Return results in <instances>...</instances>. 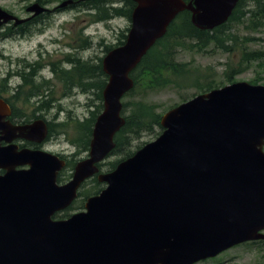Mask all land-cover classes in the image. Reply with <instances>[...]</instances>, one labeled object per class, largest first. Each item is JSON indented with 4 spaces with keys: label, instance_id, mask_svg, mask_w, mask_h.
I'll use <instances>...</instances> for the list:
<instances>
[{
    "label": "water",
    "instance_id": "1",
    "mask_svg": "<svg viewBox=\"0 0 264 264\" xmlns=\"http://www.w3.org/2000/svg\"><path fill=\"white\" fill-rule=\"evenodd\" d=\"M129 1L135 7L126 40L101 62L108 81L88 157L68 182H57L64 160L11 144H40L46 123L10 125L0 99V264H197L264 240L263 85L232 83L170 109L154 141L100 173L98 164L125 123L121 100L134 86L130 74L147 52L180 13L189 12L195 28L211 31L239 2ZM46 11L34 2L26 9L30 17L19 19L0 8V30ZM94 176L105 185L101 192L86 200L84 211L55 220Z\"/></svg>",
    "mask_w": 264,
    "mask_h": 264
},
{
    "label": "rangeland",
    "instance_id": "2",
    "mask_svg": "<svg viewBox=\"0 0 264 264\" xmlns=\"http://www.w3.org/2000/svg\"><path fill=\"white\" fill-rule=\"evenodd\" d=\"M54 1L41 0L44 3L42 6H46L49 11H52L53 6H47V3ZM33 3V0H0V8L19 19H25L30 16L26 9ZM89 13V11L84 10L82 5L79 9H66L60 15L50 14L38 23L27 26L24 36H18L17 33L12 34V32L8 33V31L1 32L0 53L4 58H0V83L7 77L10 87L17 85L20 80L15 78L13 74L22 71L28 63L38 62L39 53H41L42 59L45 58L54 67H58V61H61L66 55H70V52L85 60L92 58V63H96L97 59L104 55V46H114L120 34L127 33L130 22L116 18L108 22L94 24L91 22ZM229 34L234 38V41L230 43L232 47L230 53L214 49L213 46L201 53L178 50L177 60L196 68L202 81L206 78L214 79L216 84L220 86L219 88L236 82L264 86V59L253 62L243 61V54L252 52L264 54V27L252 30L246 23L245 25L233 26ZM87 41H91L92 45L86 50ZM77 45L81 47L79 53L70 48H76ZM44 52H48L49 55H45ZM73 56L76 57V55ZM231 67L235 70L241 68L242 71L233 75L232 83H229L224 75L225 71ZM54 93L57 104L55 103L46 115L45 112H42L45 120L49 122L50 126L52 125L51 133L54 134V137L52 135L51 139L48 138L43 149L55 155L65 154L69 157L68 162H78L87 157V153L82 150L79 151L70 142L73 139L71 130H69L68 135L58 134L59 128L56 125L77 120L83 121L89 118L90 113L95 111L96 102L91 94H84L79 89L65 91L61 84L54 90ZM194 94H197L194 89L187 91L163 89L150 92L145 97L140 95L134 98L124 97L122 103L143 98L145 102L155 106L157 113L163 115L171 107L178 104L181 97H191ZM29 105L32 109L35 107L34 102L29 103ZM26 113H30V111L26 110ZM153 140V135L142 133L139 138H131L130 146L125 149L124 153L133 152L142 144ZM121 157L123 156L118 154L110 155L104 163L114 162ZM106 169L107 167L103 168L102 171H106ZM69 173L71 172L65 171L64 174ZM92 184L88 180L80 188L82 197L75 201L74 209L81 205V200L87 192L92 194ZM74 213H76L74 210L68 211L70 215ZM58 215L60 216L62 213ZM197 264H264V243L257 241L241 244L228 249L213 259L204 260Z\"/></svg>",
    "mask_w": 264,
    "mask_h": 264
},
{
    "label": "trees",
    "instance_id": "3",
    "mask_svg": "<svg viewBox=\"0 0 264 264\" xmlns=\"http://www.w3.org/2000/svg\"><path fill=\"white\" fill-rule=\"evenodd\" d=\"M37 2L41 5L43 4L41 0H37ZM134 7L135 4L129 0H89L83 5L84 10L90 12L91 22L94 24L104 21L108 22L116 18L130 22ZM246 23L252 30L264 27V0H239L228 21L212 31H202L195 28L191 23L190 13L187 11L180 13L170 24L164 37L156 42L143 57L140 64L131 72L130 78L133 80L134 86L124 97L134 98L137 95L145 97L150 92L163 89H175L178 91L194 89L197 92L191 97H181L180 102L173 106L175 107L197 95L218 89L220 86L216 84L214 79L206 78V80L202 81L196 68L191 67L188 63L178 61L177 52L178 50H187L201 53L213 46L214 49L230 53L232 51L230 43L234 41V38L229 34V31L233 26L245 25ZM125 40L126 33H121L114 46H104L103 53L106 54L111 49L123 45ZM86 44L85 49L87 50L91 47L92 42L87 41ZM263 56L264 54L259 52L246 53L243 54V61H262L264 59ZM68 59L70 58L68 57ZM73 61H69L73 64L69 70H58L56 78L63 83L65 91L79 89L84 94H91L96 102L95 111L90 113V117L83 121L58 123L56 126L59 128L58 134L68 135L69 130H71L73 139L70 142L79 151L82 150L87 153L95 119L102 110V91L107 83V76L101 68L102 57L98 58L96 63H92V60L80 62L76 59ZM26 66L28 68L25 67L22 71L15 72L13 76L19 78L20 81L35 80L38 66L33 67L31 63ZM241 71V68L235 70L231 67L225 71L224 77L229 83H232V76ZM8 76H10V73H8ZM1 82H8V78L5 77ZM155 109L154 105L145 102L143 98L122 103L121 114L125 123L114 137L115 147L109 156L118 154L123 157L114 162L100 163L98 167L101 172L108 173L113 171L120 162L131 157L137 150L147 144H142L133 152L124 153L125 149L130 146L131 138H139L142 133H148L153 135V139H156L162 133L163 129L160 125L161 114L157 113ZM51 127L52 125L49 127L48 132V138L50 139L52 135L54 137V134L51 133ZM75 164V161L68 162L66 169L58 174V183L62 184L70 179ZM105 167H107L106 171H102ZM65 171H70L71 173L65 175ZM90 181L93 183L92 194L87 192L81 200L80 206L74 209L73 204L62 215H55L54 219L63 220L69 218L71 215L68 214V211H76L83 208V204L88 197L95 196L101 192L104 185H101L96 178H92ZM79 197H82L81 192L78 194ZM261 242L264 243V241Z\"/></svg>",
    "mask_w": 264,
    "mask_h": 264
},
{
    "label": "flooded vegetation",
    "instance_id": "4",
    "mask_svg": "<svg viewBox=\"0 0 264 264\" xmlns=\"http://www.w3.org/2000/svg\"><path fill=\"white\" fill-rule=\"evenodd\" d=\"M33 1L37 2V0H33ZM67 1H71V2L67 3L64 7H62V5ZM88 1L89 0H55L54 2H49L47 3V6H53L52 11L47 10L46 6H43L44 8H46L47 11L41 14L40 16L31 18L16 27L13 26L12 24L5 25L1 28L2 30H0V34L3 31H8V32L12 31L17 33L18 36H24L27 26L38 23L41 19L46 18V16L50 14L60 15L63 12H65L66 9H79L81 8L82 5H84ZM70 48L71 50H74L77 53L81 51V47L78 45L76 46V48L74 47H70ZM44 53L47 56L49 55L48 52H44ZM69 54L70 55H66L65 57H63L61 61H58L57 64L58 67H54L52 64H49V62L46 61L45 58L42 59L40 57L41 53H39L38 55L39 61L31 63L33 67L38 66L35 80L19 81L17 85H15L14 87L9 86L10 82L0 83V89L2 90L0 92V99L4 101V103L8 106L10 110V114L8 117L5 118V122H9V124L12 126H24L38 120L46 121L45 116H43L42 112H45L46 115L50 111L51 107H53L55 103L57 104V99H55L54 97L55 96L54 90L57 87H59V84L63 86V83L59 82L56 78L57 71L69 70L73 65L70 62H74L73 60L76 59H78L80 62L93 60L92 58L89 60H85L81 57H78V55L75 53L72 54L70 52ZM73 55H76V57H74ZM68 57L70 59H68ZM0 58L2 59L4 58L3 55H1V53H0ZM37 78L39 80H36ZM31 102L35 103V107H33V109L29 105V103ZM26 110L30 111L31 114L26 113ZM46 124L49 132V122L46 121ZM47 141H48V137L40 144L28 142L23 139H15L12 141L11 144L15 145L18 148V150H22V149L44 150L43 147L44 144L47 143ZM6 145H7L6 142L4 141L1 142L2 147ZM56 155H58L61 159H64L66 161V165L68 164V159H69L68 156H66L63 153ZM3 173L4 172L0 170V175H2ZM83 210H84V204H83V208L76 210V212H81Z\"/></svg>",
    "mask_w": 264,
    "mask_h": 264
}]
</instances>
